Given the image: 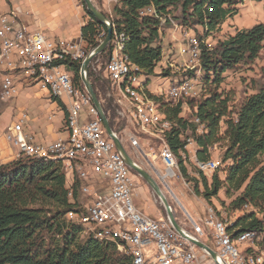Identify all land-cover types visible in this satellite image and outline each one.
<instances>
[{"label": "trees", "instance_id": "1", "mask_svg": "<svg viewBox=\"0 0 264 264\" xmlns=\"http://www.w3.org/2000/svg\"><path fill=\"white\" fill-rule=\"evenodd\" d=\"M115 3L110 25L116 31L112 35L126 34L122 53L130 65L138 68V74L155 75L159 68V75L180 74L185 79L194 76V69L159 65L163 58L162 47L157 43L160 20L141 11L152 5L166 19L172 8L179 7L183 20L199 25L206 37L237 14L240 0H116ZM82 5L88 19L80 27V37L89 51L99 44L106 27ZM263 41L264 23H259L236 30L212 48L201 44L197 97L203 98L196 102L195 97H188L172 104L151 95L171 122L164 141L176 158L180 175L187 182L193 181L194 190L207 203L223 191L229 203L223 201L220 210L213 209L219 216L222 212H240L226 226L232 239L242 232H254L253 247L245 249L247 253L264 252V83L234 111L231 93L218 89L223 73L254 60L263 48ZM109 53L107 47L96 57L107 62ZM96 57L88 65L87 76L110 128L118 132L119 116L105 84L108 79L91 67ZM63 64L76 88L85 92L79 62ZM188 106L193 113L191 118H184L181 112ZM199 124L203 126L202 132L197 131ZM188 137L194 141L195 156L201 161L210 159V148L226 141L222 166L209 177L197 170L193 178L189 177L186 159L181 156ZM72 175L73 180L68 181L61 161L52 158L24 157L0 166V264H132L130 256L119 251L116 239H98L91 229L87 231L67 219L68 211H82L78 198L84 182Z\"/></svg>", "mask_w": 264, "mask_h": 264}, {"label": "built area", "instance_id": "2", "mask_svg": "<svg viewBox=\"0 0 264 264\" xmlns=\"http://www.w3.org/2000/svg\"><path fill=\"white\" fill-rule=\"evenodd\" d=\"M141 14L155 16L160 20L161 26L166 20L156 13L152 5L144 8ZM106 17L108 19L106 24L109 26L112 16L109 13ZM0 35L4 40V54L0 61V66L4 65L0 69V74L3 76L0 83L1 99L16 98L18 93L11 78L14 74L24 73L27 79L37 82L42 89L46 90L51 98H54V94L64 96L67 109H75L77 123L80 127V137L76 139H69V130L66 128V137L58 138L48 145H42L35 142L32 136L24 133L23 124L29 116L25 110L19 108L16 120L0 134L9 147L7 155H4L0 149V166L24 157H56L66 162L65 174L71 176L73 180L70 159H77L82 164L83 184L87 182L84 185L85 188L82 189L89 195L92 194V197L89 200L91 203L82 204L80 213L68 211L67 219L89 221V217H97V226H91V233H98V227H106L112 232H123L131 246L138 250L141 264H173L175 260H179L182 264H193L197 247L178 234L167 217L153 218L136 206L133 191L138 175L128 167L113 141L107 136L86 90L82 92L76 88L71 74L64 69L65 61L79 62L81 65L92 49L86 51L81 37L72 41L55 40L48 38L42 31L26 30L18 21L15 10L0 14ZM105 35L106 32H102V39ZM184 43L185 45L180 48V54H187L188 59L180 66L183 70H191L199 63L198 47H201V44L191 37H187ZM107 47L110 48V53L104 68V75L115 88L119 87L121 59L114 54L110 41ZM137 75H140L138 68ZM178 90H182V93H190L195 99L198 98L192 91L191 84ZM116 100L119 102L118 97ZM130 119L136 127V121H139L138 106L136 113H133ZM139 130L142 132V129ZM116 135L118 136V132ZM154 139L159 141L160 147L158 155H153V159L158 158L163 165V178H178V173L174 169L175 161L170 158L166 142ZM58 143H67V150L63 153H56ZM130 143L132 147L139 148L135 138H131ZM192 144L194 141L190 137L186 138L183 159L189 158L187 153ZM191 162L193 166H199V171L205 175L211 174L218 167V163L212 159L209 161L194 160V151ZM87 168L91 175L101 179L106 187L105 192L90 189L89 185L94 180ZM192 224L195 232V235H192L193 238L200 240V237L206 233L211 238L212 246L209 247L216 252L218 264H242L241 252H233L224 244L223 229H226L227 223L215 221L206 212L203 226L194 221ZM254 236L252 231H249V234L239 233L240 238L253 240ZM151 247H154V251L151 252L152 260H148Z\"/></svg>", "mask_w": 264, "mask_h": 264}, {"label": "rangeland", "instance_id": "3", "mask_svg": "<svg viewBox=\"0 0 264 264\" xmlns=\"http://www.w3.org/2000/svg\"><path fill=\"white\" fill-rule=\"evenodd\" d=\"M38 1L39 4L42 3V0ZM77 1L83 4L82 0ZM91 1L104 16H109V13L114 16L112 8L116 4V0H109L110 3L108 7L104 4V2L107 4L108 0ZM6 3V0H0V12H3L5 10ZM84 13L86 17L85 20H87L88 16L85 10ZM259 23H264V0H240V3L238 4L237 14L228 17L220 26L218 31H215L210 34V36L206 37L199 25H193L191 22L183 20L179 7L172 8L169 17L166 18L165 22L160 28V35L157 41V43L161 45L163 50V58L159 65L162 67L170 65L177 69L178 67H176L175 65L180 66L183 61L187 60V54H180V48L182 45H185L184 42L187 37L195 38L198 41L199 38L202 37V39L199 41V44H204L205 46L212 48L217 44L218 41L225 39L229 35H233L236 30L248 29ZM105 62L106 61L103 60V58L96 57L93 60L91 67L95 72H100L103 76ZM198 64L194 67V76L192 77V79L196 91L199 95V76L201 73ZM3 67L4 65L1 64L0 69H2ZM2 79L3 76L0 74V83ZM11 79L18 95L16 98L12 99H1L0 97V129L15 121L17 118V109L22 108L28 113L29 119L31 120L29 126L26 127V125L24 127V131L28 129H40L38 138L42 139V135H45L46 139H48L49 136L45 134L46 127L48 125H53L55 128H58L61 124L60 118L64 115L63 111L58 107L56 100H53V98H51L46 90L42 89L37 82H33L27 79L24 73L14 74ZM181 79H183V77L180 74H171L168 76L159 75V68L155 70V75L146 76L144 74H141L139 76V81L145 83L146 90L150 94V96L154 95L156 97L165 96L170 86L173 83L181 81ZM263 83L264 41L263 48L260 50L258 56L254 60L241 63L223 73V82L221 83L218 91L223 90L225 92L231 93L230 105L232 110L234 111L247 96L257 92ZM105 84L107 87H109V94L113 99L114 106H116V113L119 116L120 122L118 137L120 138L126 152L142 169L148 172V174H150V176L157 183L171 208L176 222L180 225V227L189 234L195 235L192 221L197 222L200 226H203V218L208 207H214L217 210H220L221 202L224 201L225 204H228L230 200L224 196L223 191L221 190L218 194V198H213L211 200V203H207L203 199V197L194 190L193 181L187 182L180 175L176 158H174V169L178 173V178L164 179L163 165L158 158L153 159V155H158L160 147L159 141L155 140L154 138H161L155 136H152V138L148 134L141 132L137 123L135 127L130 119L131 105L129 101L124 98L119 92L118 88H114L108 80H105ZM117 97L120 103L117 102ZM202 98L203 97L201 95L199 98L193 101L196 102ZM181 100L182 99L171 100L170 102H172V104H175L180 102ZM191 113H193V110L190 108V106L184 107L182 109L181 116H183L184 118H191ZM50 116L52 117L51 120L48 119V117ZM221 130H223L222 126ZM131 138H135L137 140L139 148L136 149L132 147L130 143ZM225 144L226 141H221L210 149V159L216 161L219 168L220 166H222L221 157L225 149ZM189 148L190 151L188 150L187 153L189 158L186 159V166L188 169L189 177L193 178V176L196 175L198 171L191 162V157L193 156V151L195 152L196 145L192 144ZM142 152L144 153V155ZM181 156L183 157V153H181ZM219 175L221 177L223 176L221 172L219 173ZM207 176L209 177V175ZM67 180H70L69 175L67 177ZM136 186V191H133V199L140 201L141 203L145 204V206L146 203H154L155 207L157 208V210L152 211L144 207L145 213L153 217L162 216V218H165L166 213L162 202L140 176H138ZM91 197L92 194L89 195V193L87 192H80L78 200L79 202H81V206L83 203H88ZM238 215H240V212L236 211L222 212V214L218 216L222 219V221L228 223ZM72 221H75L81 224L83 227H86L87 231L91 229L92 225L88 224L86 220ZM208 244L211 245L209 242ZM245 245L246 246L243 247L244 249L253 247V245ZM173 264L182 263L179 260H175ZM193 264L214 263L203 251L197 248L196 259Z\"/></svg>", "mask_w": 264, "mask_h": 264}, {"label": "bare ground", "instance_id": "4", "mask_svg": "<svg viewBox=\"0 0 264 264\" xmlns=\"http://www.w3.org/2000/svg\"><path fill=\"white\" fill-rule=\"evenodd\" d=\"M107 25V24H106ZM109 26L110 20H109ZM127 40L126 34L123 32L116 33L110 38V47L114 49V54L121 59V77L119 80L118 90L121 95L126 98L131 107L130 112L131 116L133 113H136V107L139 109V121H136L139 129H142V132L148 134L149 136H155L161 138L164 141V135L171 128V122L162 114L159 109V103L154 100L146 90V85L143 82L139 81V76L137 75L136 66L130 65L126 57L123 55L122 50L124 48L125 42ZM4 54V40L0 35V61L1 57ZM199 56V48H198ZM191 84V89L198 96L195 85L192 78H183L177 83H173L168 89L165 96H162L165 102H170L171 100L185 99L188 97H193L190 93H182V90H178L184 87H188ZM174 93V97H173ZM54 99L65 100L64 96L61 94H54ZM65 126L69 130V139H76L80 137V127L76 119L75 109H67V104L65 101ZM159 121H154V120ZM194 121L198 123V119L195 118ZM167 125V126H166ZM202 125L199 124L197 131L202 132ZM168 147V146H167ZM67 150V143H58L56 145V153H63ZM196 150V149H195ZM168 153L170 158L174 160L175 156L172 154L171 150L168 148ZM195 153V152H194ZM35 158H52L60 160L64 170H66V162L60 158L56 157H35ZM195 160H198L195 156ZM201 161V160H198ZM205 161H209L205 160ZM70 167L72 169V174H75L79 179L83 180L82 176V164H80L77 159H70ZM199 171V166H195ZM202 172V171H199ZM71 178V176H70ZM206 212L211 215L215 221H222V219L217 215L216 211L208 207ZM89 224L92 226H97V217H89ZM241 234H249V231L242 232ZM94 236L98 239H116L117 246L120 252L130 256L132 264H141L138 257V250H135L129 243L126 235L123 232H112L106 227H98V233H94ZM223 239L224 244L227 249L233 252H241V261L242 264H264V252H251L247 253L244 248H241V245L253 244V240L250 238H240L239 236L235 239H232L227 233L226 229H223Z\"/></svg>", "mask_w": 264, "mask_h": 264}, {"label": "crops", "instance_id": "5", "mask_svg": "<svg viewBox=\"0 0 264 264\" xmlns=\"http://www.w3.org/2000/svg\"><path fill=\"white\" fill-rule=\"evenodd\" d=\"M105 1V0H103ZM5 10L0 12V14L8 13L11 10H15L17 12V19L21 23V25L28 31H42L48 38L55 40H77L80 37V27L85 20V13L82 6V3H79L77 0H42V3H38V0H6ZM108 3L105 6H109ZM43 7V9H42ZM17 97V96H16ZM58 107L63 111V116L61 119V124L58 128H55L53 125H48L46 127V135H48V139H46L45 135H42V139L38 138V134L40 129L32 130L28 129L24 131V127H28L30 123V119L23 124V131L25 134L32 136L34 141L42 144L48 145L58 138H64L67 136L66 126H65V102L64 100L56 101ZM29 116V115H28ZM49 119V117H48ZM52 117L49 119L51 120ZM9 125V124H8ZM7 125V126H8ZM0 129V134L4 132L6 127ZM0 149L3 151L4 155H7L9 152L8 144L5 140L0 137ZM89 174L90 170L87 168ZM91 175V174H90ZM91 178L94 180L92 184H90V189L105 192L106 187L102 183L99 177L91 175ZM96 180V181H95ZM97 184H96V183ZM87 182H85L86 184ZM101 183V184H100ZM85 184H83L82 188H85ZM137 186L134 188V192L136 191ZM81 192H84L81 189ZM134 194V193H133ZM136 195V194H135ZM137 200H134L136 204ZM81 203V202H80ZM91 203V202H88ZM83 203V204H88ZM136 206L144 211V207L149 210H157L154 203H141L137 201ZM152 208V209H151ZM145 212V211H144ZM153 217V216H152ZM156 219H163L162 216L153 217ZM200 241L208 246H212L211 238L206 233L204 236L200 237ZM208 242L211 244L209 245ZM246 245H241L243 248ZM154 251V247H151L148 254L150 256L147 257L148 260H152L151 252Z\"/></svg>", "mask_w": 264, "mask_h": 264}, {"label": "water", "instance_id": "6", "mask_svg": "<svg viewBox=\"0 0 264 264\" xmlns=\"http://www.w3.org/2000/svg\"><path fill=\"white\" fill-rule=\"evenodd\" d=\"M85 9L87 10L88 13H90L95 20H97L100 24H104L106 27V35L105 37L99 42V44L93 48L89 54L85 57V59L82 61L81 65H80V71H79V77L80 80L83 84L84 89L86 90V92L88 93V95L90 96V99L92 101L93 106L95 107V109L97 110V113L100 117V120L102 122V125L104 127V130L107 134V136L113 141L115 148L117 149V151L121 154V156L123 157L125 163L128 165V167L134 171L138 176H140L146 183L147 185L153 190V192L157 195V197L160 199V201L163 204L165 213H166V217L169 219L170 223L172 224L173 228L176 230V232L178 234H180L183 238H185L186 240H188L190 243H192L193 245H195L198 249H200L201 251L205 252L209 258L215 263L218 264L216 261V252L214 250H212V248H210L207 244H204L203 242H201L200 240H197L195 238L192 237L191 234H189L188 232H186L184 229H182L180 227V225L176 222L171 208L166 200V198L164 197V195L162 194L159 186L157 185V183L154 181V179L150 176V174H148V172H146L144 169H142L130 156L129 154L126 152L124 146L122 145L120 139L118 138V136L116 135L117 132L113 131L109 124L108 121L106 119V116L102 110V106L100 104V101L98 100V98L96 97L92 86L90 84V81L88 79L87 76V68L88 65L90 63V61L98 54L102 53L111 38V33H112V28L111 26L106 25V21H108L107 17L104 16L96 7L95 5L92 3L91 0H82Z\"/></svg>", "mask_w": 264, "mask_h": 264}]
</instances>
